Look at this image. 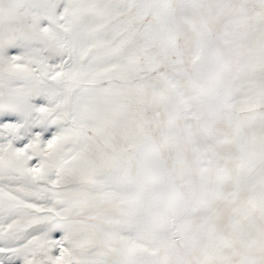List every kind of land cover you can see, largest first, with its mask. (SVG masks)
<instances>
[{"label":"snow or ice","instance_id":"6c2138e0","mask_svg":"<svg viewBox=\"0 0 264 264\" xmlns=\"http://www.w3.org/2000/svg\"><path fill=\"white\" fill-rule=\"evenodd\" d=\"M0 264H264V0H0Z\"/></svg>","mask_w":264,"mask_h":264}]
</instances>
